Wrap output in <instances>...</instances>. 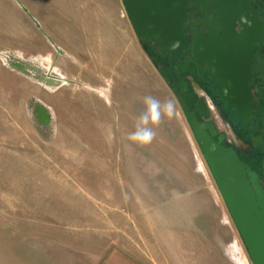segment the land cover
<instances>
[{
    "label": "rangeland",
    "instance_id": "1",
    "mask_svg": "<svg viewBox=\"0 0 264 264\" xmlns=\"http://www.w3.org/2000/svg\"><path fill=\"white\" fill-rule=\"evenodd\" d=\"M146 95L121 0H0V264H251L179 102L128 139Z\"/></svg>",
    "mask_w": 264,
    "mask_h": 264
},
{
    "label": "flooded vegetation",
    "instance_id": "2",
    "mask_svg": "<svg viewBox=\"0 0 264 264\" xmlns=\"http://www.w3.org/2000/svg\"><path fill=\"white\" fill-rule=\"evenodd\" d=\"M249 8L250 17H257L264 25L258 0H249ZM149 10L152 16L158 13L175 16L177 13L184 47L181 53L170 57L167 52L161 55L160 45L155 41L136 33L125 10L139 43L173 91L183 114L182 105L185 104L199 124L211 123L216 132L211 139L218 142L221 136L220 145L235 151L239 160L255 173L264 191V28L262 38L254 33L250 39L238 38L243 26L230 16L231 7L226 0H154ZM240 47L251 53L247 90H233L225 73L231 65H225L214 53L215 50L235 53ZM213 110L226 125L230 138L216 126Z\"/></svg>",
    "mask_w": 264,
    "mask_h": 264
},
{
    "label": "water",
    "instance_id": "3",
    "mask_svg": "<svg viewBox=\"0 0 264 264\" xmlns=\"http://www.w3.org/2000/svg\"><path fill=\"white\" fill-rule=\"evenodd\" d=\"M226 1L231 7L230 16L240 21L243 26L241 36L238 38L250 39L253 33L262 38L264 25L257 17H250L249 0ZM122 3L136 33L160 45L161 55L167 52L172 57L181 53L184 46L179 36L177 13L175 16H163L159 13L152 16L149 7L153 5L154 0H122ZM238 51L231 53L229 50L224 52L215 50L214 53L217 59H223L225 65L227 63L231 65L225 73L234 86L233 90H247L248 62L251 53L242 47ZM182 108L193 138L251 264H264V191L257 183V176L239 160L232 148L220 145L221 136L218 142L211 139L216 134L211 123L199 124L194 115L187 111L185 104Z\"/></svg>",
    "mask_w": 264,
    "mask_h": 264
},
{
    "label": "clouds",
    "instance_id": "4",
    "mask_svg": "<svg viewBox=\"0 0 264 264\" xmlns=\"http://www.w3.org/2000/svg\"><path fill=\"white\" fill-rule=\"evenodd\" d=\"M143 104L145 110L137 118L135 131L128 137L131 142L141 146L152 143L157 135L155 129L164 118L171 120L178 115V102L174 97L162 101L152 95H146L143 97Z\"/></svg>",
    "mask_w": 264,
    "mask_h": 264
},
{
    "label": "trees",
    "instance_id": "5",
    "mask_svg": "<svg viewBox=\"0 0 264 264\" xmlns=\"http://www.w3.org/2000/svg\"><path fill=\"white\" fill-rule=\"evenodd\" d=\"M259 10L262 16H264V0H258Z\"/></svg>",
    "mask_w": 264,
    "mask_h": 264
},
{
    "label": "crops",
    "instance_id": "6",
    "mask_svg": "<svg viewBox=\"0 0 264 264\" xmlns=\"http://www.w3.org/2000/svg\"><path fill=\"white\" fill-rule=\"evenodd\" d=\"M236 264H241V260H240V262H239V263H236Z\"/></svg>",
    "mask_w": 264,
    "mask_h": 264
}]
</instances>
